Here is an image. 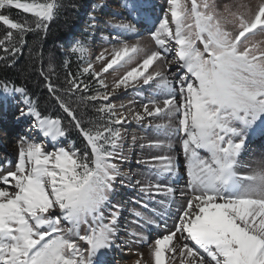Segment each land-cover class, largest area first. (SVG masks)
<instances>
[{
	"label": "snow or ice",
	"instance_id": "1",
	"mask_svg": "<svg viewBox=\"0 0 264 264\" xmlns=\"http://www.w3.org/2000/svg\"><path fill=\"white\" fill-rule=\"evenodd\" d=\"M62 7L0 0V60L15 65L28 34H46ZM123 7L132 16L141 5ZM108 23L110 49L94 55L88 39L76 41L66 55L77 68L62 84L51 58L40 69L61 115L0 80V96L23 98L17 118L40 137L22 136L16 160L0 163V264H105L117 241L146 245L133 264H264V159L241 163L249 138L264 135V0H164L146 37L131 21ZM133 123L150 137L129 143ZM73 132L82 146L66 143ZM137 143L158 153L136 161L143 179L122 167ZM117 186L137 190L145 209L163 197V215L134 212L138 226L160 229L154 238L121 240Z\"/></svg>",
	"mask_w": 264,
	"mask_h": 264
},
{
	"label": "bare ground",
	"instance_id": "2",
	"mask_svg": "<svg viewBox=\"0 0 264 264\" xmlns=\"http://www.w3.org/2000/svg\"><path fill=\"white\" fill-rule=\"evenodd\" d=\"M98 2L103 7V11H101L95 18V23L97 26L96 30L105 32L99 37L102 38V40L100 41V46L98 45V48H101V45L107 44L104 38L110 35V30H106L110 27L108 23L109 21L117 22L120 19H124L126 22L131 21L136 25L137 30L140 32V34L142 36H146L148 35L149 30L153 29V25L157 23L158 17L162 14V6L164 5L163 2L158 4L156 7H153V0H151L150 2L151 5H142V0H137V2L141 5L140 11L138 14L133 13L132 16H130L128 10L123 7L125 0H104V2L99 0ZM117 13H122L123 16L115 15ZM137 15L138 18L133 19V17ZM110 32L112 33V30ZM128 38L132 40L135 39V37L131 35H129ZM122 99L123 96H120L118 100L121 101ZM19 111L16 112V114H11L12 117L9 116L10 114L6 113L0 118V163H4L6 161H15V159L17 158V141L22 136L31 135L38 139L40 138L36 136L35 132H32L30 130V120L27 121L28 123L25 126H23L21 123H18L14 126V124L18 121L17 117L19 116ZM26 118L27 117L20 118L19 120ZM5 128H8V132L6 134L1 131V129ZM139 128L140 127L135 123L131 124V126L128 125L125 128V131L129 138V143H131V137L133 135L137 136V129ZM148 137H150V135ZM12 139L13 141H11ZM146 142V139L139 140V143ZM139 143H137L136 146L132 147L131 151L128 153L129 161L124 164V171L126 173H130L136 179H143L145 176V169L142 165L137 164L136 161L148 156L145 155L146 152H149L150 154L151 152L147 149L141 150L139 147ZM177 151H179L178 146ZM260 157L264 159V135L257 132L255 135L249 138L247 149L241 158V163L247 165L253 163L256 158L260 159ZM181 160H183L182 155ZM184 181L185 178L183 177V171L181 169V176L179 178L178 186H183ZM123 189L125 190V193L127 195V200L123 204L122 214L119 221V235L121 237V240L129 239L128 234L132 232L140 233L144 236L149 237V239L154 238V236L160 231V229L156 228L155 225L144 227L138 226L135 222L136 217L134 215V212L140 211L144 216L153 219H155L153 210L163 215L166 211L167 205L161 206L158 203V201L163 199V197L157 196V202L149 203L148 208L145 209L143 207L145 201L139 196L137 190H134L131 187H123ZM117 243L120 244L119 247H113L111 250L106 252L104 257L105 264H122L125 259L137 257L136 253L141 252V250L147 253L146 245L132 244L130 246H124L121 241H117Z\"/></svg>",
	"mask_w": 264,
	"mask_h": 264
},
{
	"label": "trees",
	"instance_id": "3",
	"mask_svg": "<svg viewBox=\"0 0 264 264\" xmlns=\"http://www.w3.org/2000/svg\"><path fill=\"white\" fill-rule=\"evenodd\" d=\"M86 0H61L63 7L57 17L50 23L46 34H28L27 46L23 54L17 57L15 65L10 66L6 60H0V80L9 81L18 87L26 88L28 95L33 98L37 107L45 114L61 115L62 110L55 106L50 98L40 69L48 70L49 60L52 59L53 82L62 84L67 71L75 72L77 68L76 57L70 56V68L65 69L66 59L62 53L69 32L73 29L78 10L81 9ZM16 15V10L12 13ZM3 34V26H0V35ZM31 49V53L29 51ZM4 53L0 51V56ZM80 146L79 138L73 132L70 136Z\"/></svg>",
	"mask_w": 264,
	"mask_h": 264
},
{
	"label": "rangeland",
	"instance_id": "4",
	"mask_svg": "<svg viewBox=\"0 0 264 264\" xmlns=\"http://www.w3.org/2000/svg\"><path fill=\"white\" fill-rule=\"evenodd\" d=\"M99 0H97V1H95L94 2V4L93 3H90L88 6L90 7V11H89V15L85 18V16H83V17H80L79 18V20H80V26L82 27L83 26V28H81V29H77L78 31H77V39L74 41V43L76 42V41H78V40H81V39H88V45H89V47H90V50H91V52L95 55V54H99V52L100 51H102V50H104V49H110V45L107 43V44H104V45H101V48H98V45L100 46V41L102 40V38H99L100 36H101V34H103V33H105V32H103V31H101V30H96V28H97V26H96V23H95V21H93L92 19H91V15L92 14H94L93 15V17H95L96 18V16L101 12V11H103V7L101 6V4H100V6H98L97 5V2H98ZM154 2L156 1V0H153ZM158 1H160L161 3H163L164 2V0H158ZM103 2H104V0H103ZM160 2H157L156 4H159ZM225 2H231V0H225ZM236 2L237 3H248V0H236ZM105 3H106V1H105ZM145 4H147L148 5V3H145ZM142 5H144V4H142ZM95 6V7H94ZM156 10V9H155ZM76 18V17H75ZM83 20V21H82ZM96 20V19H95ZM93 23H95V27H90V25H92ZM93 28V29H92ZM106 30H112L111 29V27H109V28H107ZM94 31V32H93ZM109 31V34H112L111 32ZM95 33V34H93V33ZM147 36V35H146ZM145 36V37H146ZM98 42V43H97ZM96 45H97V47H96ZM94 50H95V52H94ZM67 52V51H66ZM94 55H93V59H94ZM65 56V55H64ZM66 57V56H65ZM107 79L110 81L111 80V76H107ZM134 98V94H132V93H129L128 95H126V96H123V99L120 101V100H116L115 102L116 103H120V102H123V100H124V103H126L127 102V100H130V99H133ZM10 98H7L6 100L4 99V97H2V96H0V117H2V115L3 114H5V113H7V112H9V111H6V109L8 108V107H12L13 108V111H12V115L15 113L16 114V112H18L20 109H21V106L20 105H18L17 106V108H15L16 107V105L14 106V104L13 103H11L10 102ZM3 101H6V103H4ZM25 106V105H24ZM10 109V108H9ZM8 110V109H7ZM30 123V122H29ZM128 125H125L124 126V130H125V128L127 127ZM137 136L140 138V137H144V138H146V137H148L149 135H150V133L148 132V130H146V129H142V128H139V129H137ZM11 141H13V139L11 140ZM68 141H70V140H68ZM68 141H66V143H68ZM80 146H82V145H80ZM131 151V150H130ZM148 153V154H147ZM151 154H158V153H152L151 152ZM149 152H146V154L145 155H151ZM260 159H263L262 157H260ZM260 159H258V158H256L255 159V161H257V160H260ZM16 160V159H15ZM14 162V161H13ZM123 167V171H124V165L122 166ZM182 171H183V169H182ZM184 183H185V181H184ZM127 200V195H126V193H125V190L123 189V187H121V186H117V188H116V192H115V198H114V203L115 202H120L122 205L124 204V202ZM174 209V210H173ZM172 211L174 212L175 211V206H173L172 207ZM171 223H172V221H171V219H169L168 220V224L169 225H171ZM143 250H144V248H143ZM141 252H143V253H145V255L147 256V253L146 252H144V251H142L141 250ZM135 259H137V257H132V258H128V259H125L124 261H123V263L122 264H133V262L135 261Z\"/></svg>",
	"mask_w": 264,
	"mask_h": 264
}]
</instances>
